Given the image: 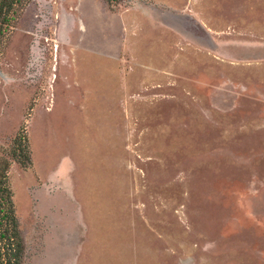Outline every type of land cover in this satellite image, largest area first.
<instances>
[{
    "label": "rangeland",
    "instance_id": "374dc122",
    "mask_svg": "<svg viewBox=\"0 0 264 264\" xmlns=\"http://www.w3.org/2000/svg\"><path fill=\"white\" fill-rule=\"evenodd\" d=\"M0 27L5 264H264V0H16Z\"/></svg>",
    "mask_w": 264,
    "mask_h": 264
},
{
    "label": "trees",
    "instance_id": "16d2710c",
    "mask_svg": "<svg viewBox=\"0 0 264 264\" xmlns=\"http://www.w3.org/2000/svg\"><path fill=\"white\" fill-rule=\"evenodd\" d=\"M119 1V0H116ZM16 0H0V23H2L3 25L6 24L9 21V14L11 9L13 8L14 4H15ZM2 30L0 27V43H1V36H2ZM14 157H16V154H14ZM19 163L21 165H23L24 167L27 166V164L24 162H20ZM8 169V165L6 167V170ZM9 191V190H8ZM9 209H8V213L4 216L5 219L7 220L6 223V234H4V236H7L8 238H11V236H9L7 233H9L11 231V235L12 237L15 238H19L20 239V229H19V223L18 220L15 216V212H14V205L12 202V199L9 197ZM15 253L13 254L15 258H19L20 254L22 253V251H24V244L23 242H21L18 244V247L14 250ZM12 259L9 260V264H13L11 263ZM16 263V262H15ZM14 263V264H15ZM0 264H5L2 260V256L0 253Z\"/></svg>",
    "mask_w": 264,
    "mask_h": 264
}]
</instances>
